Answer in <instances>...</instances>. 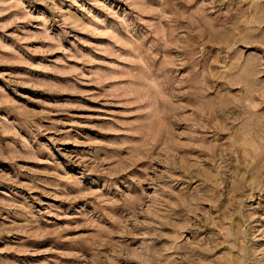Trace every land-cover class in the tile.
I'll list each match as a JSON object with an SVG mask.
<instances>
[{"label":"rangeland","instance_id":"rangeland-1","mask_svg":"<svg viewBox=\"0 0 264 264\" xmlns=\"http://www.w3.org/2000/svg\"><path fill=\"white\" fill-rule=\"evenodd\" d=\"M0 264H264V0H0Z\"/></svg>","mask_w":264,"mask_h":264}]
</instances>
